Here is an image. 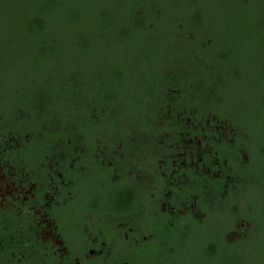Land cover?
Returning <instances> with one entry per match:
<instances>
[{"label": "rangeland", "instance_id": "374dc122", "mask_svg": "<svg viewBox=\"0 0 264 264\" xmlns=\"http://www.w3.org/2000/svg\"><path fill=\"white\" fill-rule=\"evenodd\" d=\"M136 1L137 0H96L93 2V8L96 6V8L98 7L96 9L97 11L103 9L105 14H108L105 16L104 23H100L99 18L97 21V16H95V20L93 18H89V20L86 21L82 20L77 30L67 29L69 31L65 34L56 32L52 36L48 35L45 41L49 43V49L47 48L48 52L46 53L40 52L37 47L31 48L30 43L29 46L26 44L29 37L23 32L21 28L22 21L21 19L19 20L16 14L21 5L0 1V113H16L14 112L15 107L19 114L18 116H20V113H31L35 110L29 107L30 99L28 98L34 95L35 100H31L35 101L36 106H42L40 99L44 100L46 96L57 98V95L63 94L61 93L62 89H64L65 95L68 94L67 96H71L69 97L71 99L70 104L66 101L67 99H63L64 96L62 95L59 97L61 99H57L58 101L63 100L64 112H66L70 108L69 105L73 104L72 100H74L72 98L73 91H70L71 89H69L67 84V80L70 77L74 78V85L78 86L82 83H86V85H89L92 92H99V88L102 87L101 82L104 81V84L107 83L106 86L111 90L113 96L115 95L116 98L120 99L125 105L120 108L123 110L119 113L105 116L99 123L93 125L90 132H93L97 136L95 143H93V147L97 149L98 153L105 143H111V145H113L120 139H124L127 142V131L132 127L130 125L143 123L146 114L141 112L134 113L135 110L137 112L141 110L140 104L136 105L134 103L131 105L127 103L131 100V98H127L131 89V86L127 82V57H135L137 53H139L138 48L140 47H138L133 40L128 44L127 41H122L121 37L127 35V30L124 31L126 34H121L120 31L122 29H127L128 19L125 20L126 13L128 18ZM138 1L142 4H144L143 2L152 3L158 7H162V9L164 7V12L166 9L169 10L167 7L168 5L176 4L179 6L163 14V20L156 26L157 33L155 35V43L154 45H150V47L155 50H149L145 53L149 56L148 58L150 60L158 57L155 58V62L158 65L157 62L164 60V58H161L164 57V55L160 54L162 53L161 50L165 51L166 48L172 50L173 47L171 43L172 39L168 38L173 28L172 26L166 27L167 23L164 20L177 17V19L182 20V24L188 28V24H190L188 19L190 18L191 20L193 18L195 10L190 5L189 0ZM208 1L209 0L198 1V6L205 9L204 17L210 22L206 28L197 29L199 33L198 39H202V36L210 34L214 40L212 45L215 50L221 48L220 46L233 42L238 46L239 53L245 64L243 66L244 68H241V79L237 82L228 84L226 90H224L225 93L223 97L227 100V104L224 105L225 108L218 109L220 110L222 119H224V121L230 120L231 123H224L221 125L217 117L211 118L213 121L217 120L216 125H219L218 131L223 130V132L220 134L216 132L208 121H204L203 118L200 120L193 116L195 113L185 112L183 114L184 118H182V114L180 113V123H182L183 126L185 122L186 128L188 126L200 127V122L202 121L207 130L210 128L209 130H215V133L219 134L220 138L217 137L215 140L217 142L219 139V144L220 142L222 143V141H227L232 145L236 143L237 138H242V136L245 142V140H249L245 129L249 131L252 143L250 147L246 145L242 146L243 149L240 153L241 161L236 163V165L239 167L246 166L250 154L251 157L255 154L254 158L256 159H254V165H252L251 168L257 173V169H259V176L258 174L257 176L248 175L246 176L247 178L240 181L237 176V171L234 169L236 165L230 164L226 168L224 166L225 164L220 162L219 156L212 153L211 165H213L214 168L209 176L211 175L213 177H211L210 180H206L207 183L205 186H207L210 181V186H207L208 189L210 192L212 190L217 191L218 195L210 199V194H208L205 210L202 211V207L194 208L193 216L196 224H193V229L195 233L189 235V248L185 250V252L178 251V253L173 256L172 262L174 261V263L177 264H209L204 253L205 247L212 242L219 245L227 233L224 238L227 244L241 239H248L242 242V244L237 242L235 245H232V248H228L229 251L232 249L233 251H237L239 256L242 257V260H238V262H243L244 264H264V198L262 192L256 186L258 178L264 175V156L259 158L256 154L260 149L264 150V106L262 107V100H264V80L261 78V75H264V39H261L258 44L255 43L256 38L264 37V30L261 33L258 31L256 32L258 19L264 20V9L258 8L261 3L260 0H250L252 5L249 9L245 10L246 12L233 8V6L229 4V1L226 0H215L212 3ZM81 12L83 13V10H81ZM111 15L115 16L116 20L109 26L106 20ZM238 18H244L242 23L246 27V29L242 31L240 38L232 31L233 29H231V27L233 24L229 23L230 19L234 21ZM102 24L108 28L102 29ZM96 26L99 28H96ZM164 30L166 35L165 33L162 35ZM70 31L71 33H69ZM191 35L192 34H188L189 40H191ZM80 38H86L85 41L89 46H79L78 42ZM176 38L180 43L182 33L177 32ZM159 42H161L162 48L157 51L156 49L158 44H160ZM119 43L123 44L119 46ZM206 43H208V41ZM170 56L172 58V54ZM189 62L188 60V63ZM145 64L148 65L147 68H145ZM156 64L151 61L142 62L137 68L135 67V78L137 80H142V77H145L148 71L152 74V72H155L157 69ZM186 66L184 71H182L184 77L187 76L188 71L194 69L195 64L191 60L190 64ZM30 70L32 73H29ZM73 73H76L78 78H76V75L74 76ZM219 73L220 71H218V74ZM46 93L51 95H47ZM167 93V98H169L176 92H173V89H169ZM75 97L78 98V96ZM177 98L180 99L181 97ZM55 102L56 100H54V103ZM127 106L130 107L127 108ZM38 108L41 109V107ZM88 108V110H84L83 112L82 109L80 112L87 113L86 116H90L91 118L97 116L95 120H100L99 117H101L100 115L103 111L97 109L96 105H94V107L88 106ZM127 109L132 110V116L127 117ZM184 109L187 108L185 107ZM59 113L61 116H63L62 114H64V117L68 116L66 113H63V109L59 111ZM170 114L172 113L164 111L161 117L162 120L164 121L167 119ZM188 117L191 119L189 120ZM83 118L84 117H82V119ZM150 120L154 119L150 118ZM158 126L160 128L161 124H158ZM236 126L240 127L245 135L241 134L242 131H237L235 128ZM260 127H262V129H260ZM132 132L131 137H134V132L135 135L137 132L136 130H132ZM78 133L79 132H76L77 135ZM76 134L71 135L70 139L78 145L81 139L79 135L77 136ZM98 135H102V137L99 138ZM31 137L32 134H28V136L26 135L23 138H17V143L20 145L21 141L28 143ZM151 137L152 139L149 140V144L152 147L154 146L153 148L155 149V152H153L150 157L152 160L148 157L146 162L144 161L140 167L131 168L129 173L130 180L137 184H144L145 187L146 184L149 186L148 181H150L155 171L167 173L168 169V165L165 164L163 158L160 157V153H157V151H162L167 138L164 135H161L159 138L156 135ZM193 138L197 142L196 144H198L201 139L200 136H193L190 133H187L186 136L183 135L182 139H184V142L180 149L191 150L190 153H193L192 155L194 157L197 150L194 141L191 140ZM131 141L133 142V140ZM84 147L85 144L79 145L77 149L83 150L82 148ZM85 148H87V146ZM198 148V153L203 151L202 147ZM213 148L215 147H212L211 150H213ZM124 149L125 146L121 143L117 151H115V154L119 156V158L126 159L124 160L125 162L127 161V152H125ZM207 150H205L206 153L208 152ZM56 152L57 150H55V153ZM205 152L203 151V153ZM114 162L116 163V161ZM115 163H113V165L117 164ZM96 174L98 178H102L99 177V173ZM164 178L165 181L161 180L160 190L168 192L171 180L166 177ZM180 182L181 181H179L177 185H182ZM24 184L25 180L22 177L14 178L8 170L0 166V207L4 210H7L9 207L15 208L16 212L19 214L21 207L27 204L30 195V190L27 189ZM92 185V182L87 184L81 183L82 194H91L90 192L93 190ZM103 189V186L98 187L101 194L104 192ZM229 191L233 193L228 196ZM226 198L232 200L228 202L229 199L226 200ZM164 207L165 206H163V208ZM31 211L33 217L38 219L41 223L46 224L43 236L45 238H53V245L58 247L59 251L62 253L60 242L55 239L52 226L48 223L46 216L41 213L40 209H31ZM182 214L183 213L178 214V216L181 217ZM179 221V226L182 228L185 222L181 221V218ZM187 229L188 228L185 227L184 230ZM251 232L253 233L252 238H250ZM139 246L136 252L144 250L147 247L144 243L141 245L139 244ZM238 249H240V252ZM218 256L224 257L225 255L220 251ZM225 261V259L221 260L220 258L219 261L212 264H226ZM137 262L136 259L132 260L134 264Z\"/></svg>", "mask_w": 264, "mask_h": 264}, {"label": "flooded vegetation", "instance_id": "af4514ba", "mask_svg": "<svg viewBox=\"0 0 264 264\" xmlns=\"http://www.w3.org/2000/svg\"><path fill=\"white\" fill-rule=\"evenodd\" d=\"M190 74L192 72L188 71L183 79L178 78L175 86L170 88L176 93L169 98L166 95L165 100L160 101L159 105H154L156 109L151 111L154 117L153 126L156 127L154 131L162 132L167 138L162 151L157 153H160L168 169L167 173L155 171L148 181L149 186L146 184V187L131 180L129 185L137 186L142 195L131 197V193L127 192V176L124 178L122 176L123 171L127 169V161L124 162L126 159L115 154L121 143L118 145L105 143L97 153V149L89 147L79 135L81 142L78 145L71 140L68 142L70 145L68 151H72V154H68L69 157L59 156L57 151L43 158L34 156L29 160L20 154H24L30 141L28 143L21 141V145L17 143V138H23L28 134L21 137L12 131L7 134L0 133V166L8 170L14 178L22 177L25 180L24 186L30 190L29 200L21 207L19 214L15 208L9 207L4 210L0 207V264H127V253L136 252L141 242L149 241L156 236L154 232L151 234L147 232L157 220L171 227L177 226L176 221L180 218L183 222L187 219L195 220L194 208L202 207V211L205 210L208 194L210 199L215 196L216 191L210 192L207 187L210 186V181L205 186L206 180L213 177L209 176L214 168L211 165L212 153L219 156L220 162L227 168L232 163L219 153L217 147L224 142L233 147L235 143L231 145L227 141H222L219 144V139L215 141L223 130L218 131L217 120L213 121L211 118L217 117L221 125L231 123L230 120L224 121L220 118L215 111L216 108L205 116L202 113L207 112L190 106L197 92ZM181 81L183 84L179 83ZM208 92H211L210 88ZM225 104L227 103L223 106ZM223 106L222 108H225ZM185 107L187 109H184ZM164 111L172 114L163 121L161 117ZM185 112L195 113L193 116L208 121L219 134H216L215 130H209L210 128L207 130L202 121L200 127L186 128L185 122L182 126L180 117L184 118ZM21 115L20 113V117ZM16 123L20 125L18 120ZM158 124H161L160 128ZM175 126L178 129L174 128ZM235 128L237 130V127ZM187 133L201 138L198 144L194 138L191 139L197 150L194 157L193 153H190L191 150L180 149L184 142L182 136H186ZM241 134L245 135L243 131ZM238 140L240 158L242 146H245L248 140L244 142L243 136L237 138ZM84 144L87 148L77 149L79 145ZM197 146L202 147L204 152L209 150L207 153L203 151L198 153ZM210 146L215 148L211 150ZM153 147L150 144L145 146L148 152L153 150L149 157L155 152ZM260 151L264 152L263 149ZM144 159L146 162V155ZM139 163L143 164L137 161L138 165ZM251 167L250 154L248 164L241 167L248 173L240 172L238 176L240 181L248 175L254 176ZM237 168L240 169L238 165ZM104 171L111 172L109 178L102 175ZM96 173L102 178H98ZM242 175L245 176L241 177ZM164 177L171 180L168 192L160 190L161 180L165 181ZM197 178L201 180L197 182ZM179 181L182 185H177ZM91 182L93 183L91 194H82L81 183ZM102 186L103 194L98 190V187ZM110 187L113 189L110 190ZM160 191L162 195L157 196L155 192ZM36 208L41 210L51 224L55 239L60 242L62 253L53 245V238L43 236L46 224L33 217L31 209ZM181 213L183 214L179 217L178 214ZM189 225L187 223L185 226Z\"/></svg>", "mask_w": 264, "mask_h": 264}, {"label": "trees", "instance_id": "16d2710c", "mask_svg": "<svg viewBox=\"0 0 264 264\" xmlns=\"http://www.w3.org/2000/svg\"><path fill=\"white\" fill-rule=\"evenodd\" d=\"M0 1L21 5L18 8L16 14L19 20L21 19L23 23H21L23 32L29 37L26 41V44L29 46L30 43L31 48H39V51L42 53L48 52L49 43L45 41L48 35L52 36L56 32L65 34L69 31L67 29L77 30L82 20L86 21L89 20V18H93L95 20V16H97V21L99 18V22L104 23L105 16L107 14H105L103 9L97 11L96 9L98 7L96 8L95 6L93 8V2H95L96 0ZM198 1L199 0H189L190 5L195 10V14L191 20L190 18L188 19V22L190 23L188 24V28H186L182 24V20H178L177 17L164 20L167 23L166 27L172 26L173 28V30H171V35H168V38L172 39L171 43L173 47L172 50L168 48H166L165 51L161 50L162 53L160 54L164 55V57L161 58H164V60H162L161 62H157L158 65L155 62V58L158 57L150 60L148 58L149 56L145 53H147L149 50H155L151 48L150 45H154L155 43V35L157 33L156 26H158V23L163 20V14L171 9H176V7L178 8V5H168L167 7L169 8V10L166 9L164 12V7L162 9V7L160 6L158 7L152 3L146 2H143L144 4H142L137 0L136 4H134V6L132 7V11L128 15V18L126 13L125 20L128 19L127 29L120 30L121 34H126L124 31L127 30V35L121 37L122 41H127L128 44L133 40L136 45L140 47L138 48L139 53H137L135 57H127V82L131 86V89L127 96V98H131V100L127 103L131 105H133L134 103L136 105L140 104L141 110L137 112L134 108V113H146L143 119V123L130 125L132 127L127 131V142L124 139H120L116 142L117 145L119 143H123L125 146L124 150L125 152H127V169L123 171L122 176L123 178L127 176V192L131 193V197H133V195H142V192L137 186H132V184L129 185V182L131 183L130 176H128L130 168L141 166L140 163L139 165L137 164V161L144 162L145 155L148 158L150 153L153 151L149 150L148 152V149L145 148L146 144H149V140L152 139L151 136L156 135L159 138L162 135V132L154 131L156 130V127L153 126L154 120H150V118L154 119L151 111H153L154 108L156 109V107L153 106L157 104L159 105L160 101L165 100L167 90L175 86L178 78H184L182 71H184V68L187 67L186 65L190 64L191 60L195 64L194 69H192V71L190 70V72H192V74H190V77L193 78L192 84L197 92L196 94L194 93L195 96L194 98H192V104L190 106L197 107L199 108V110L207 112L202 113L205 116L209 114V111H212L216 108L215 111L217 112L219 117L222 118L220 115V110L218 109H221L223 106L221 105L222 100H224L222 104L227 103V100L223 97L225 93L224 90H226L228 84L237 82L241 79V68H244L243 66L245 63L242 59L241 54L239 53L238 46L231 42L227 45L220 46L221 48L215 50L212 45L214 43V40L210 34L202 36V39H198L199 33L197 32V29L200 30L201 28H206V26L210 24V22H208L204 17L205 9L198 6ZM213 1L215 0H209L208 2L212 3ZM226 1H229V4L233 6V8L239 9L242 12L243 10L244 12H246L245 10L249 9L252 5L250 0ZM260 1L261 3L258 8L264 9V0ZM81 10H83V13L81 12ZM243 19L244 18H238L234 21H231V19L229 20V23L233 24L231 29H233L232 31L238 35V38H240V36L242 35V31L246 29V27L242 23ZM115 20V16L111 15L106 20V23L111 26L115 22ZM101 26L100 27L102 29L108 28L106 26H103V24ZM97 27L98 26H96V28ZM256 28V32L258 31L259 33L264 30L263 19H258ZM177 32L182 33L180 43L176 38ZM69 33H71V31ZM164 33L165 30L163 31L162 35H164ZM188 34H192L191 40H189ZM261 39H264V37L256 38L255 43L258 44ZM80 40L78 42L79 46H89V44H87V42L85 41L86 38H80ZM207 41L208 43H206ZM159 43L160 44H158L156 49L157 51L162 48L161 42ZM120 44L123 43H119V46ZM171 54L172 58L170 56ZM188 60L190 61L189 63ZM144 61L153 62L157 65V69L155 70V72H152V74H150L148 71L147 75L145 77H142V80H137L134 76V72H136V68ZM147 67L148 65L145 64V68ZM218 71H220L219 74ZM29 73H32L31 70L29 71ZM73 75L75 76L76 73H73ZM75 77L78 78V75H76ZM261 78L264 80V75H261ZM73 81V77H70L67 80L68 87L69 89H71L70 91H73L72 98L74 100H72L73 104L69 105L70 108L66 112H64L63 100L58 101L57 99H61L59 97L60 95H62L64 96L63 99H67L66 101L70 104L71 99L69 97L71 96H67L68 94L65 95V91L64 89H62L61 93L63 94L57 95V98L46 96V99H40V103H42V106L35 105V101L31 100H35V96L32 95L30 98H28L30 99L29 107L33 108L35 111H32L31 113H21V117L18 116L19 114L17 113L16 107L14 108V112L16 113H0L1 134H7L12 131L13 134L17 133L21 137L26 134L33 135V137H31L30 139L29 146L24 151V154H20L22 157H26L30 160L34 154V156L38 158H41V156L43 158L51 153H55V150L59 151V156H62L63 158L69 157L68 154H72V151H68L70 149V145L68 144V142L69 140H71V135L76 134V132H79L78 135H81L84 141L87 142L88 146L92 147L93 143H95V139L97 138L96 134L90 132L93 125L99 123L105 116H110L114 113L117 114L121 110H123L120 108L124 107L125 103L121 102L120 99L116 98L115 95L113 96L111 90H109V88L106 86L107 83L104 84V81L101 82L102 87L99 88V92H92L89 85H86V83H82L76 86L74 85ZM179 83L183 84V81ZM209 88L211 92H208ZM46 94L51 95L49 93ZM75 96H78V98ZM54 100H56L55 103ZM75 105L77 106V108ZM94 105H96L97 109L103 111L100 115L101 117H99L100 120L98 121L95 120L97 116L91 118L90 116H86L87 113L80 112L82 109L84 112V110L89 109L88 106L94 107ZM263 106L264 100H262V107ZM38 107H41V109ZM128 107L130 106H127V108ZM62 109L63 113H66L68 116L64 117V114H62L63 116L60 115L59 111H61ZM131 113L132 110L127 109V117L132 116ZM82 117H84V120L82 119ZM16 120L20 122V125L16 123ZM236 127L237 130L241 129L238 126ZM174 128H177V126H175ZM260 129H262V127H260ZM132 130H136L137 132L136 135L134 132V137H131V133H133ZM245 132L248 135L247 137L249 138L246 146L250 147L252 143V140L250 139L251 137L249 136L250 132L246 129ZM40 136L41 139H39ZM98 137L101 138L102 135H98ZM131 140H133V142ZM239 146V140L234 144L233 147L224 142L217 147V150H219V153L222 156L228 158L227 160H229L232 165H236V163H239L241 161V159L238 157ZM256 154L259 158H261V156H264V152L261 151L260 153ZM254 156L255 154H253L252 156V165H254V159H256L254 158ZM239 168L240 169L237 168V165L234 167V169L237 171V176L240 175V172H246L244 168V170L241 169V167ZM257 170L258 173L254 170L255 176H257V174L259 176V169ZM110 174V171H104L102 175L109 178ZM244 176L245 175H242L241 177ZM200 180V178H197V182H199ZM150 185L153 186V184L151 183ZM256 186L260 189L264 198V175L259 177ZM110 188V190L113 189V187ZM155 193L157 196L162 195L161 191L159 193ZM232 193L233 192L229 191L228 196ZM214 194L216 196L218 195V192L216 191ZM228 199L226 198V200ZM231 200L229 199L228 202H230ZM176 223L177 226L171 227L167 224L163 225L160 221L157 220L152 226V229H149L147 232L148 234L154 232L156 236L149 241L140 243V245L144 243L147 246L146 249L140 250L139 252L127 253V264H134L132 263V260L135 259L138 261L136 264H177L174 263V261L172 262L173 256H175L178 251L185 252V250H188L189 235L195 233L193 224H196V221H190V219H187L185 221V225H187V223H189L190 225H184V227L181 229L179 226L180 221L178 220L176 221ZM185 227L188 229L184 230ZM252 232L250 238L253 237ZM224 238L219 245L212 242L205 247L204 253L208 259L209 264L216 263L220 260V258L221 260L225 259L226 264H244L243 262H238V260H242V257L239 256L238 252L233 251V249L229 251L228 248H232V245H235V243L237 242H240L242 244V242H245L248 239H241L227 244ZM238 250L240 252V249ZM220 251H222V253L225 255L224 257L218 256Z\"/></svg>", "mask_w": 264, "mask_h": 264}]
</instances>
